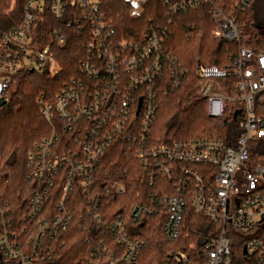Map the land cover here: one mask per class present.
Instances as JSON below:
<instances>
[{
    "label": "built area",
    "instance_id": "1",
    "mask_svg": "<svg viewBox=\"0 0 264 264\" xmlns=\"http://www.w3.org/2000/svg\"><path fill=\"white\" fill-rule=\"evenodd\" d=\"M47 2L56 18L79 33L85 49L75 54L79 66L54 101L39 99L52 130L28 156L26 178L34 187L22 218L31 222H17L16 208L0 199V264H36L47 258L53 246L46 240L67 230L74 218L67 201L76 188L86 201L84 214L101 227L103 198L120 195L127 186L126 170L105 165V156L116 143L135 145L134 155L149 188L144 195L138 193L140 199L131 207L133 221L164 211L163 230L174 241L181 236L186 215L194 212L218 225V232L200 249L205 264H264V163H248L250 142L264 139V51L240 47L221 66H199L198 95L206 101L208 115L239 117L235 145L200 137L151 146L159 94L165 86H180L187 69L166 46L167 26L156 23L142 34L119 36L112 22L116 15L101 10L103 0H26L22 25L2 34L0 108L21 69H47L52 74L61 70L54 46L66 44L70 31L56 29L43 48H33V26ZM122 2L129 17L141 18L149 0ZM250 3L236 0L228 10L221 0H164L169 13L175 14L208 4L217 25L213 36L238 42V13ZM70 6L74 10H68ZM226 98L236 102L231 111ZM56 186L62 188L58 210L38 219ZM91 236L103 238L99 249L104 252L109 251L104 239L115 240L123 249L121 264H139L145 241L134 235L122 215ZM110 260L118 263L113 253Z\"/></svg>",
    "mask_w": 264,
    "mask_h": 264
},
{
    "label": "trees",
    "instance_id": "2",
    "mask_svg": "<svg viewBox=\"0 0 264 264\" xmlns=\"http://www.w3.org/2000/svg\"><path fill=\"white\" fill-rule=\"evenodd\" d=\"M228 10L236 0H221ZM26 0H0V48L2 34L22 25ZM72 9V6L68 8ZM76 10V9H75ZM101 10L116 15L112 21L119 36L142 34L156 23L168 28L166 46L177 56L187 74L180 86H165L158 97V109L149 138L151 146H162L187 138H221L228 145L236 144L240 133L237 127L239 117L228 113L224 118L208 115L206 101L199 98L201 80L199 66L223 65L237 55L240 47H250L257 52L264 51V0H251L245 11L238 13L241 40H219L213 36L217 25L210 14V6L203 4L179 13H169L164 0H149L141 18H131L128 7L122 0H103ZM111 17V16H110ZM70 31L71 38L63 46H54L61 70L52 74L47 69L23 68L12 79L9 99L0 108V199L10 202L16 208L15 220L24 221L28 211L27 203L34 184L28 182L29 153L36 142L49 135L50 122L41 112L39 99L54 101L65 82L75 74L79 61L75 54L84 52L85 44L79 33L66 27L65 21L56 18L50 2H47L42 16L34 23L35 50L43 48L50 34L56 29ZM65 136V134H62ZM73 136V135H71ZM135 145L114 144L105 156V165L126 170V190L120 195L105 196L102 200L103 221L101 227L85 213L86 201L80 189L68 195L67 205L74 212V218L67 230L60 231L46 242L53 246L52 253L36 264H113L111 253L120 260L123 249L110 237L104 239L108 252L99 249L103 238L92 237L93 231L103 228L113 217L122 215L134 235L145 241L139 255V264H205L206 256L200 249L218 232V225L194 212L186 215L181 236L170 241L163 230L165 213L146 215L139 221L130 217L131 207L149 190L144 183L140 162L136 158ZM264 163V139L250 142L248 163ZM62 188H52L44 203V211L38 219L51 216L58 210ZM146 199L145 196H143ZM31 221H24L30 223ZM62 244V245H61Z\"/></svg>",
    "mask_w": 264,
    "mask_h": 264
},
{
    "label": "rangeland",
    "instance_id": "3",
    "mask_svg": "<svg viewBox=\"0 0 264 264\" xmlns=\"http://www.w3.org/2000/svg\"><path fill=\"white\" fill-rule=\"evenodd\" d=\"M235 104H236V102L234 100H231L228 98L225 99V105H226V108L228 111H231Z\"/></svg>",
    "mask_w": 264,
    "mask_h": 264
},
{
    "label": "water",
    "instance_id": "4",
    "mask_svg": "<svg viewBox=\"0 0 264 264\" xmlns=\"http://www.w3.org/2000/svg\"><path fill=\"white\" fill-rule=\"evenodd\" d=\"M237 115V113H235V116Z\"/></svg>",
    "mask_w": 264,
    "mask_h": 264
}]
</instances>
